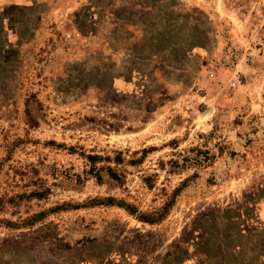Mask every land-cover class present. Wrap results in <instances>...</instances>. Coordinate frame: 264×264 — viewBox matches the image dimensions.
<instances>
[{
	"label": "rangeland",
	"instance_id": "rangeland-1",
	"mask_svg": "<svg viewBox=\"0 0 264 264\" xmlns=\"http://www.w3.org/2000/svg\"><path fill=\"white\" fill-rule=\"evenodd\" d=\"M0 0V264H264V0Z\"/></svg>",
	"mask_w": 264,
	"mask_h": 264
},
{
	"label": "crops",
	"instance_id": "crops-1",
	"mask_svg": "<svg viewBox=\"0 0 264 264\" xmlns=\"http://www.w3.org/2000/svg\"><path fill=\"white\" fill-rule=\"evenodd\" d=\"M10 5H16V6H18V5H22V1H20V0H10Z\"/></svg>",
	"mask_w": 264,
	"mask_h": 264
}]
</instances>
